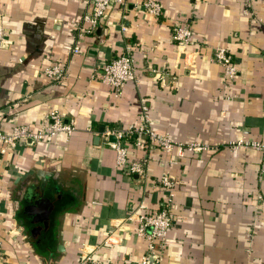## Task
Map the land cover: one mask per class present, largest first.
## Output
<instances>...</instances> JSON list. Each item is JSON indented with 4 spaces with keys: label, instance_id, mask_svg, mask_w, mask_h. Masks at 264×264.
Returning <instances> with one entry per match:
<instances>
[{
    "label": "crops",
    "instance_id": "1",
    "mask_svg": "<svg viewBox=\"0 0 264 264\" xmlns=\"http://www.w3.org/2000/svg\"><path fill=\"white\" fill-rule=\"evenodd\" d=\"M159 1L158 16L143 0L110 4L101 30L82 35L71 54L88 0H0V129L42 128L52 110L75 125L0 151L3 264H80L90 250L112 264H141L148 241L137 214L164 206L173 222L157 264H264L262 150L237 143L264 139V0ZM178 22L193 29L187 46L173 39ZM218 46L233 57L234 79L212 59ZM129 50L140 80L116 94L97 67ZM57 62L69 64L60 81L44 72ZM145 113L174 140L210 147L179 157L131 143L147 174L119 168L106 132ZM37 167L59 171V182L49 225L32 236L20 205L25 179L16 178Z\"/></svg>",
    "mask_w": 264,
    "mask_h": 264
},
{
    "label": "built area",
    "instance_id": "2",
    "mask_svg": "<svg viewBox=\"0 0 264 264\" xmlns=\"http://www.w3.org/2000/svg\"><path fill=\"white\" fill-rule=\"evenodd\" d=\"M112 3L125 5L126 0H88L87 9L76 29V41L71 47V54H75L80 50L79 38L87 33L96 30L101 19L105 15L108 7ZM143 5L154 15L158 16L163 12V6L159 0H143ZM125 28V26H123ZM3 29L0 28V36ZM172 36L175 42L180 46H187L193 41V29L189 22H178L173 25ZM215 61L220 62L224 66V76L231 80L237 74V67L233 61L231 53L224 46H218L212 57ZM69 69L68 63H52L44 67V72L53 80L60 81L65 78ZM99 78L113 87L116 94L122 93L125 84L132 80L138 82L140 77L137 73V60L132 51L119 54L108 61H105L97 67ZM143 121L137 124H131L128 127L110 128L106 132V137L114 134L116 139L110 141L112 147L116 149L117 166L125 169L130 173H139L146 175V167L141 159L133 158L129 152V145L140 146L147 141L162 147L167 152L175 151L179 157L184 156L187 151L198 152L208 149L210 145L200 140L179 141L174 140L169 134L159 132L153 129L148 123V113H145ZM75 128L74 123L66 122L63 115L58 110H52L46 118V123L42 128L33 129L28 124L19 123L13 126L10 131L0 129V151L5 153L20 140L42 139L46 136H52L60 131L71 132ZM131 135L135 136L133 141H129ZM239 145H248L262 150V166L264 170V139H247L241 137L238 139ZM173 157L172 160H175ZM161 181L169 189L168 203L173 199L172 185L169 174L164 173ZM139 235L144 236L148 241V250L141 259V264H148L150 253L157 255V260L161 259V251L168 239V231L172 225L173 217L169 207L164 206L154 211H142L137 214ZM5 258V249L0 241V264H3ZM80 264H112L94 254L93 251H82L80 256Z\"/></svg>",
    "mask_w": 264,
    "mask_h": 264
},
{
    "label": "water",
    "instance_id": "3",
    "mask_svg": "<svg viewBox=\"0 0 264 264\" xmlns=\"http://www.w3.org/2000/svg\"><path fill=\"white\" fill-rule=\"evenodd\" d=\"M101 28L102 24L99 23L96 31L101 30ZM111 138L115 140V135L112 134ZM58 177L59 171H52L51 169H46L43 167L30 168L22 175L17 176L16 181L25 179L23 194L26 193L28 194V197L35 198L29 207H25V211L28 213V215L31 214L28 219L29 222L35 223L38 221H43L45 227L49 225V216L56 202L54 197L49 196V192H52L54 187H57L53 181H57ZM41 227V225H35L32 227V230H34L36 233L38 232V229H41ZM156 258L157 255L155 253H150L148 264H156Z\"/></svg>",
    "mask_w": 264,
    "mask_h": 264
},
{
    "label": "flooded vegetation",
    "instance_id": "4",
    "mask_svg": "<svg viewBox=\"0 0 264 264\" xmlns=\"http://www.w3.org/2000/svg\"><path fill=\"white\" fill-rule=\"evenodd\" d=\"M23 192H24V190H23ZM23 192H21L20 191V205H22V210L24 209L25 210V207L26 206H28L29 207V205L35 200V198H33V197H28V194H23ZM27 209V208H26ZM30 216H31V214H30ZM35 225H41L42 227H41V229L44 227V222L43 221H38V222H35V223H32V222H30V226H31V230H30V232H31V234H32V236H36L35 234H37V232L35 233L34 232V230H32V227H34ZM40 231V229H38V232ZM35 233V234H34ZM35 238H37V237H35Z\"/></svg>",
    "mask_w": 264,
    "mask_h": 264
},
{
    "label": "trees",
    "instance_id": "5",
    "mask_svg": "<svg viewBox=\"0 0 264 264\" xmlns=\"http://www.w3.org/2000/svg\"><path fill=\"white\" fill-rule=\"evenodd\" d=\"M135 139V136L134 135H131L130 137H129V140H131V141H133ZM145 143H147V141H145ZM144 143V144H145Z\"/></svg>",
    "mask_w": 264,
    "mask_h": 264
},
{
    "label": "rangeland",
    "instance_id": "6",
    "mask_svg": "<svg viewBox=\"0 0 264 264\" xmlns=\"http://www.w3.org/2000/svg\"><path fill=\"white\" fill-rule=\"evenodd\" d=\"M1 241V240H0ZM2 242V241H1ZM3 243V242H2Z\"/></svg>",
    "mask_w": 264,
    "mask_h": 264
}]
</instances>
